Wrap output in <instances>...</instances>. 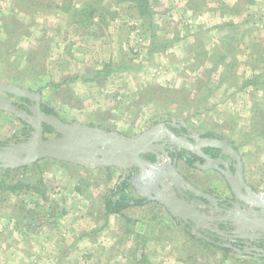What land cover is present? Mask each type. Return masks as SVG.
Instances as JSON below:
<instances>
[{
    "label": "crops",
    "instance_id": "crops-1",
    "mask_svg": "<svg viewBox=\"0 0 264 264\" xmlns=\"http://www.w3.org/2000/svg\"><path fill=\"white\" fill-rule=\"evenodd\" d=\"M41 1L38 2L43 7L35 8L31 14L34 22L33 30L45 28L47 25L50 27L52 21L62 27L60 31L57 28V32L53 34L55 45L53 43L52 50H50L52 54H56L53 59L57 60L53 61L52 64L50 63V68L54 65L56 72L53 73L57 76L47 80L49 84L46 97L43 94L44 90L39 89L43 101L52 106L65 121L98 127L107 132L123 135L125 133L122 132H126V130L136 129L137 123L142 119V116L144 117L141 113L145 108L141 107L142 104L136 99L137 95L139 98L142 94L137 91H142L144 85L162 87L163 84H158V80L167 74V70L172 69L169 71H173L172 66H169L166 60L169 61L173 53L176 54L181 51L183 53L182 46L186 37L181 36L182 28L180 26L182 24H180V20L182 16L183 18H191V20L185 21L186 24H191L194 21V25H197V18L200 17V13H194L195 9H190L188 6L184 7L183 3H180L179 7H175L176 3L170 1L163 14L173 12L175 13L174 16H159L165 19L164 21H158L157 16V23L161 24L160 22L165 23L169 20V23L177 25L180 30L179 44L174 45L175 43H173L171 47L149 55L148 50L151 41L148 33L145 32L147 37L141 36L143 37L141 42L129 43L132 45V58L124 59V51L126 50H123V47L115 48L116 41L112 42L108 40L109 38L105 39L111 35L112 28L119 22V18L126 21L123 14L119 15L120 9L117 8L116 10L110 0ZM259 1L262 2L263 0ZM117 2L118 0L115 1L116 5ZM184 2L186 3V1ZM193 2L194 0H187L189 4L193 5ZM256 3L257 0H251V2L233 0L231 5L240 11L249 6L248 10L259 13L263 9ZM243 12L245 11L238 13V16H242ZM220 17L233 20V17L227 13L220 14ZM138 21L141 22L142 20L139 18ZM98 31L100 33L96 34ZM40 32L43 31L40 30ZM46 33L48 31H45ZM84 34L86 35L84 36ZM104 34L107 37H102ZM161 34L164 33L156 28L158 39H160ZM135 36L132 35L131 37ZM75 40H77L76 43ZM160 40L164 39L161 38ZM166 40H172V38ZM87 47L90 50L87 49L85 52L84 48ZM71 52L76 54L74 56L77 61L92 57L93 60L99 61L98 65L95 62L88 64L90 66L86 68L82 64L81 67L83 68L78 71L77 68L74 69L76 60L73 56L71 57ZM116 52L118 53V60L114 58ZM178 56L180 59H185L180 54ZM151 58L153 63L150 65ZM107 65L112 72L106 77L102 71ZM145 65L146 68L144 69ZM181 65L183 64L181 63ZM176 69L178 70V65ZM147 71L150 72V76H146L145 81L148 79L149 81L143 84L141 78L143 73ZM139 75L140 79H138ZM133 78L137 82L136 85ZM153 81L157 82L152 83ZM127 90L129 92L136 91L134 96L129 97L135 99L134 104H126L127 100L129 103V99L126 97L128 95ZM158 90L157 93L160 92L159 88ZM62 92L68 97L66 96L67 98L64 99L63 95L61 105L58 94H63ZM161 95L162 93H159V96H155V94L143 95V105L159 103ZM77 99L80 102L79 106H72L68 103ZM136 101L139 103L137 109L129 108L128 105H136ZM59 104L76 110L81 119L76 121L65 119L63 116H68L66 111L56 109V105ZM106 116H109V120H112L110 118H114V116L123 119V123H121L123 129L100 123L102 121L99 120H107ZM160 123L164 124L162 121ZM153 126L150 129L154 128ZM220 128L213 126L211 134L220 136L222 140L236 149V145L230 143ZM0 138L3 137L0 136ZM240 156L243 162L244 176L248 181L246 176L247 162L241 154ZM158 161L151 164L154 167L155 165L158 166L155 174L160 177L159 182L164 180L161 184L163 185L162 194H167L171 192L170 187L175 189V182L171 178L164 179L162 177L167 168V164H165L167 162ZM47 163L55 164L53 166L55 169L54 177L59 175L61 180L65 181L61 187L51 193L54 200L49 203L41 201L37 192L39 190L36 188L7 189V184H11V182L2 180L3 178L0 176V264H264V256L240 253L237 250L224 253L212 247L204 238L195 235V231L200 227L184 224L176 214H173L160 202L146 201L142 205L130 206L120 215L107 214L104 207V197L119 184L120 178H124L123 170L118 167H90L53 158L40 160L35 165ZM176 166L179 176L186 172L182 161H177ZM115 169L119 170V174H113L114 176L111 178L109 175L105 179V173H108V170L114 172ZM169 171L170 169L167 170V173ZM202 173L204 174H198L197 187L193 188L207 195L209 199L229 198L231 193L226 187L227 183L223 174L215 170ZM141 178V174H138L131 180V189L135 187L137 190L134 189L133 191L135 193L138 191V194L142 195L143 185L152 183V181L147 177L145 180ZM2 181L4 184H1ZM52 182L55 183L56 179H53ZM176 183L180 185L179 182L176 181ZM166 185L167 188H164ZM54 186L57 187V184ZM189 186L192 185L189 184ZM256 189L258 190V188ZM71 198H73L74 203L68 207L66 206L67 201ZM202 203L196 204V206L199 205L197 206L199 210L204 206L206 207V203ZM243 232L246 233L247 231Z\"/></svg>",
    "mask_w": 264,
    "mask_h": 264
},
{
    "label": "rangeland",
    "instance_id": "rangeland-1",
    "mask_svg": "<svg viewBox=\"0 0 264 264\" xmlns=\"http://www.w3.org/2000/svg\"><path fill=\"white\" fill-rule=\"evenodd\" d=\"M38 1L41 0H0V83L44 90L43 94L46 97L49 84L47 80L57 76L53 73L56 72L54 65L50 68L52 62L57 60L53 59L56 54H52L50 51L53 43L55 45L53 34L57 32V28L60 31L62 27L52 21L50 27L47 25L42 28L45 30H33L34 22L31 14L35 8L43 7ZM110 1L116 10L120 9L119 15L123 14L126 21L119 18V22L112 28L111 35L107 37L104 34L102 37L105 36L107 37L105 39L109 38L108 40L112 42L116 41L115 48L123 47V50H126L124 59H131V53H133L131 44L141 42L143 35L145 38L147 37L145 25L143 20L138 21L134 0H118L117 5L116 0ZM149 1H151L150 6L154 13V24L158 31L164 33L159 38H172L175 40L174 45L179 44L180 30L178 26L169 23V20L165 23H157V16L158 21L165 20L159 16H174L173 12L163 14L169 2L176 3L175 7H179L178 5L183 3L184 7L195 9L194 13H200V17L197 18V25H194V21L191 24H186L185 21L191 20V18L182 16L180 20V24H182L180 28L183 30H181V36L186 37L182 46L183 53L182 51L173 53L169 61L166 60L169 66H172L173 71H169L172 69L167 70V74L158 80V84H163L162 87H156L157 85H146V87L144 85L142 89L140 88L142 91H137L142 94L139 98L137 95L136 99L142 104L141 107L145 108L141 113L144 117L142 116V119L137 123L136 129L126 130L122 133H125L127 137H135L149 130L153 125L161 124L162 121V123L168 122L175 126L187 127L194 133V136L196 135V139L197 135L207 136L208 134L210 135L207 137L211 138V128L213 126L221 127L220 130L226 134L230 143L236 145V151L245 158L248 181L261 190L264 188V85L261 84L264 82V3H262L264 0H261L262 2L257 0L256 4L263 9L259 13L248 10L249 6L246 9L242 8L241 11L237 10L231 5L233 0H194L193 5L187 3V0ZM239 11L245 12L242 16H238ZM224 13L231 15L233 20L221 18L220 14ZM176 30L178 31L176 32ZM45 31L48 33L45 34ZM99 33L98 31L96 34ZM132 35L136 36L131 37ZM76 42L77 40H75ZM129 43L131 44L129 45ZM99 47H101L100 44ZM87 49L89 48H84V51L86 52ZM179 54L185 59H180ZM70 55L76 60L74 56L76 54L71 52ZM114 58L118 60L117 52ZM95 62L98 65L99 61L93 60L92 57L81 61L76 60L74 69L77 68L79 71L83 68L82 64L89 68L88 64ZM152 63L153 59L151 58L150 65ZM177 65L178 70L176 69ZM146 76H150V72L143 73L141 78L143 84L149 81L148 77V80L145 81ZM138 79H140V75ZM251 79L257 81L256 85L241 89L243 82ZM219 81L220 85H218ZM133 82L135 85L137 84L135 78H133ZM154 82L157 81L152 83ZM158 88L160 89L159 93H162L159 97L160 102L144 106L143 95L155 94V96H159V93L156 92L159 91ZM126 92L128 93L126 97L129 99V103L127 100L126 104H134L135 99L129 97L134 96L136 91L129 92L127 90ZM63 95L64 93L58 94L61 105ZM66 96L68 97V95ZM66 96L64 95V99L67 98ZM137 101L136 105H128L129 108L137 109L139 105ZM68 103L72 106L80 105L78 99ZM60 104L56 105V109L66 111L68 116H63L65 119L71 121L81 119L76 110L74 111L71 107H63ZM106 118L105 121L99 120L102 121L100 123L123 129L121 128L123 119L119 116L110 118L112 120H109V116ZM163 125L176 136V132L170 130L171 127H169L170 129L167 127L169 124L164 123ZM19 126V121L15 117L0 111V136H6L12 129ZM176 137L190 142L183 136ZM162 139L168 144L170 142L174 146L179 145L168 135H164ZM36 163L24 170L5 172V169H0V176H2V180L11 182V184L18 180H25L24 182L39 190L37 192L42 202H52L54 199H52L51 193L61 187L65 181L61 180L59 175L54 177L53 166L55 164L35 165ZM115 170L114 172L108 170V173H105V179L109 175L111 178L114 176L113 174H119V170ZM77 174L79 175V173ZM156 176L152 178H156ZM53 179H56L55 183L52 182ZM54 184H57V187ZM21 188L24 187L21 186ZM134 189L136 188L134 187ZM133 195L138 198L134 193ZM137 195L141 196L138 191ZM71 203H74L73 198L67 201L66 206L69 207Z\"/></svg>",
    "mask_w": 264,
    "mask_h": 264
},
{
    "label": "water",
    "instance_id": "water-1",
    "mask_svg": "<svg viewBox=\"0 0 264 264\" xmlns=\"http://www.w3.org/2000/svg\"><path fill=\"white\" fill-rule=\"evenodd\" d=\"M0 94L11 95L31 102L33 99H36L37 103L41 99L39 92L34 93L28 89L6 83H0ZM0 111L19 118L22 117L12 102L1 95ZM36 114L38 119L37 123L33 124L34 133L31 139L22 144L14 145L11 148L1 150L0 147V169L24 168L40 160L53 158L90 167H118L123 170V177H125L129 169L136 168L141 174V179L145 180L147 177L151 178L152 181L154 179L152 177L156 176L155 171H157L156 168L158 166L155 165L154 167L151 164L152 162L144 160L143 156L147 153H154L153 150H159L164 153L162 146L152 144L160 142L164 135H168L186 150L192 152L199 151L198 153L202 155L200 151L201 147H208L220 151L221 156L235 162L234 165L232 164V167L235 168L234 173L229 172L230 167L228 162L220 158L209 160L212 162L210 165L201 167L204 171L215 170L225 176L226 183L231 191L229 198H222L221 200L209 199L207 195L199 192L192 186L188 185V189L196 196L210 200L213 205L217 204L216 206L219 211L227 215L231 213V217L228 220L224 218L223 221L226 225L228 224L234 228L232 233L226 235L222 230H217L218 233H222L227 239L232 238L233 235L237 236L248 244L250 239L264 241V189L260 192H255L246 184L241 157L226 141L209 138L197 139V146H193L189 142L177 138L163 124L147 130L141 135L127 137L120 133L107 132L98 127L68 122L57 115H43L40 111ZM43 124L49 126L53 133L59 137L44 138ZM2 140L4 139L0 138V141ZM203 157H205L204 154ZM218 164L222 165L227 173L219 168ZM162 175L164 179H173L175 188L179 185L176 181L180 182L181 185L187 186L174 167H171L168 173L165 172ZM162 182L160 184H163ZM164 188H167V185ZM169 189L171 192L162 194V189L157 186L156 190H152L153 195L151 197L147 196V199L162 203L186 225L209 228L210 223L217 220V218L204 214L201 209L199 210L191 202L186 203L182 201L174 192V187H170ZM233 201L232 207H236V209L227 211L219 206V204H225L227 207L231 206ZM243 231L249 232V235L244 234ZM251 250H254L255 253L251 252ZM237 251L241 253L240 250ZM244 251H246L244 252L246 254L264 256V248L262 247L250 248L246 246Z\"/></svg>",
    "mask_w": 264,
    "mask_h": 264
},
{
    "label": "flooded vegetation",
    "instance_id": "flooded-vegetation-1",
    "mask_svg": "<svg viewBox=\"0 0 264 264\" xmlns=\"http://www.w3.org/2000/svg\"><path fill=\"white\" fill-rule=\"evenodd\" d=\"M19 87V86H17ZM20 88H25L28 89V87H20ZM34 93L39 92L38 89H28ZM40 93V92H39ZM1 96H4L5 98L9 99L12 104L14 105L15 109L17 111H19L20 115L22 116L21 118L16 117L12 114L13 117H15L18 121H19V127H16L14 129H12V131L7 134L6 136H2L4 140L0 141V147L1 150L6 149V148H11L14 145H19L22 144L24 142H27L29 139L32 138V134L34 133V128H33V124L37 123V112L40 111L41 114L43 115H57L59 116V114L52 108V106H50L47 102L43 101L42 97L41 99L38 101V103L36 102V99H33V101H29L26 99H22V98H18V97H14L11 95H6V94H0ZM9 114V113H7ZM60 117V116H59ZM62 118V117H60ZM63 119V118H62ZM165 124H169L167 127H171L173 132H176V136H183L185 138H187L188 140H190V144H192L193 146H197L198 141L197 138L200 139H205V138H209V139H217V140H222V138L220 136H217L216 134L213 135L211 138L204 136V135H197V138L195 139L194 133L187 129V127H183V126H178V125H172V123H168V122H164ZM43 127V134H44V138L49 139V138H57L59 137L57 134L53 133V131L51 130V128L45 124L42 125ZM178 138V137H177ZM159 145L163 147L164 153H162L159 150H153V152L155 153H147L143 156L144 160L150 161V162H156L158 160H164L165 164H167V168L165 170V172H167L168 169H171V167H174L176 172H177V166H176V162L177 161H182L183 165H184V169L186 170V172L183 174L181 173V177L182 179L186 182V185H179L177 186L174 190L175 193L177 194V196L182 200V201H186V203H192V204H198L199 202H203L202 204L208 203L207 206L201 208V211L206 212V214L210 215L212 218H217V220H214L210 223V227L209 228H203L204 232L207 233V236H211V230L216 232L217 234H221L223 236L222 233H218L217 230H222L226 235H230L233 231V227L230 225H226V223L223 221L224 218H226L227 220L231 217V213H229V215H227L226 213H223L221 211L218 210L217 208V204L213 205V203H211L210 200H205L202 199L201 197L196 196L193 192L189 191L188 189V185H192V187H197L196 186V180L199 178L198 174H204L202 172H206L204 170L201 169L202 166L205 165H210L212 162L209 160H216V159H221V160H225L226 162H228L229 167H230V171L229 172H235V168L232 167V164L234 165L235 162H233L231 159L221 156L220 155V151L215 150V149H211L208 147H201L200 151L202 153V155H200L198 152L199 151H190V150H186L184 147H179L178 146H174L172 143L169 142L166 143L163 139L160 142H155L152 145ZM230 145V144H229ZM170 148H180V149H185L186 151L183 152V155L179 158H170L168 156V152L167 150ZM234 148V147H233ZM235 149V148H234ZM236 150V149H235ZM238 152V151H237ZM203 154L205 157H203ZM240 155V154H239ZM150 156V158H149ZM148 157V158H147ZM241 157V156H240ZM169 160V161H168ZM242 161V160H241ZM243 163V162H242ZM219 168L223 169L225 173H227V171L225 170V168L218 164L217 165ZM169 167V168H168ZM19 170H22L21 168ZM138 174H140L139 170H137L136 168H132L129 169L127 171V176H130V182L134 177H137ZM244 175V172H243ZM224 176V175H223ZM157 178H154L152 180V183H148V184H144L142 187V194L143 196H139L137 195V193L133 192L134 189H132L131 191L138 196V198L136 199H141L144 198L146 199V201H149L147 199V196H152V190H156L157 186H159L161 189H163V186L160 184L159 180L160 177L156 176ZM225 178V176H224ZM195 179V181H193ZM245 182L246 184H248L253 191L257 192L258 190L252 185L250 184L245 176H244ZM180 183V182H179ZM226 187H228V185L226 184ZM229 189V187H228ZM264 188L261 189V191ZM230 190V189H229ZM231 193V191H229ZM132 193V194H133ZM207 201V202H206ZM234 201L233 203H231V206L225 205V204H219V206H221L222 208H224L227 211H230L232 209H236L233 208ZM199 206V205H197ZM209 206V209L207 210ZM207 210V211H206ZM216 226V229L215 227ZM226 238V237H225ZM253 241V240H252ZM256 245V247L261 248L264 247V241H260V240H254L253 242H250L249 244L246 242L245 247H254Z\"/></svg>",
    "mask_w": 264,
    "mask_h": 264
},
{
    "label": "trees",
    "instance_id": "trees-1",
    "mask_svg": "<svg viewBox=\"0 0 264 264\" xmlns=\"http://www.w3.org/2000/svg\"><path fill=\"white\" fill-rule=\"evenodd\" d=\"M192 1V0H191ZM251 2V0H248ZM134 8L137 12V16L143 20V24L145 31L148 33L150 38V48L148 50L149 55H151L154 52L164 50L166 48L171 47V44L175 43L174 40H160L158 39L156 35V25L153 22V10L150 6L149 0H134ZM112 72L111 68L107 65L104 67V71H102L103 75L106 77ZM257 81L255 79L246 80L243 82V86L241 89H246L248 87H252L256 85ZM262 85H264V82H261ZM220 85V81L218 83ZM208 134L207 136H209ZM213 135L211 134V137ZM185 149L180 148H170L167 150L168 156L170 158H179L183 155V152H185ZM148 158V157H147ZM150 158V156H149ZM28 167L21 168L22 170L27 169ZM11 170H6L5 172H10ZM13 171H18L13 170ZM8 174V173H5ZM25 181V180H24ZM23 180H18L14 182V184H7V189L9 190H16L19 189L21 186L30 189V188H36L35 186H30L27 184V182H24ZM1 184H4V181L1 182ZM131 182H130V176H125L124 178H120L119 184H117L114 188H112L109 193L104 197V207L107 214H116L120 215L125 209L129 208L130 206H138L142 205L146 202V199H136L131 191ZM208 203H206L207 206ZM216 229V226H214ZM195 235L200 236L201 238H204L209 244L221 250L224 253H230L234 250H240L241 252H244V246L245 242L238 238L237 236H234L230 239L225 238L221 234H217L216 232L211 230V236H207V233L204 232L203 229L199 228L195 231ZM191 237H194V235H191ZM200 239V238H199ZM201 241H204L200 239ZM205 241V242H206ZM256 247V245L254 246ZM251 247V248H254ZM251 252H254V250H251Z\"/></svg>",
    "mask_w": 264,
    "mask_h": 264
},
{
    "label": "built area",
    "instance_id": "built-area-1",
    "mask_svg": "<svg viewBox=\"0 0 264 264\" xmlns=\"http://www.w3.org/2000/svg\"><path fill=\"white\" fill-rule=\"evenodd\" d=\"M244 234L249 235V232H246V233H244ZM252 240L254 241V240H256V239H250V240H249V243H250V242H253ZM257 240H258V239H257ZM262 248H264V247H262ZM244 252H246V251H244Z\"/></svg>",
    "mask_w": 264,
    "mask_h": 264
}]
</instances>
